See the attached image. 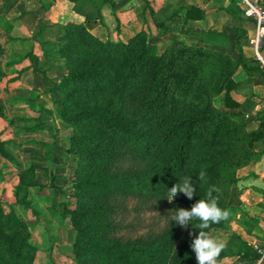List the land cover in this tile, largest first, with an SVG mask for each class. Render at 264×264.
<instances>
[{
	"label": "trees",
	"instance_id": "16d2710c",
	"mask_svg": "<svg viewBox=\"0 0 264 264\" xmlns=\"http://www.w3.org/2000/svg\"><path fill=\"white\" fill-rule=\"evenodd\" d=\"M71 1L72 9L86 21L95 18L84 10V0ZM192 12L200 17L194 6L188 7L186 17L191 18ZM55 35L66 40L61 47L69 65L64 81L74 84L59 109L74 127L66 152L78 160L75 205H64L75 231L71 260L197 264L189 233L199 234L195 228L200 221L193 219L185 228L171 217L178 208L190 210L205 199L210 188L218 189L213 197L222 210L239 207L236 172L255 158L254 148L264 143V116H246L249 102L239 103L230 96L235 85L232 74L241 57L232 59L213 48L175 42L158 54L145 31L126 41L104 42L83 24L67 23ZM213 90L223 91L221 109L212 104ZM0 150L7 156L2 143ZM225 169L232 176L230 189L223 186ZM201 172L203 181L198 179ZM185 177L192 178L194 196L178 193L169 203V189ZM130 201L134 210L148 204L146 209L159 211L156 224L134 233L125 220ZM4 204L0 201V264H30L34 247L22 237L25 223L13 209L5 211ZM213 227L223 226L210 224L204 231L210 235ZM222 243L219 259L240 255L244 240L231 233Z\"/></svg>",
	"mask_w": 264,
	"mask_h": 264
},
{
	"label": "crops",
	"instance_id": "0c3cea01",
	"mask_svg": "<svg viewBox=\"0 0 264 264\" xmlns=\"http://www.w3.org/2000/svg\"><path fill=\"white\" fill-rule=\"evenodd\" d=\"M84 1V10L95 16L92 20L86 21L83 15L76 13L71 0H0L3 72L9 62L8 68L16 76V82L25 87L20 81L37 70V66L30 67L28 52L34 47L32 63L38 65L44 60L46 50H53L52 46L57 44L54 33L67 23L83 24L95 36L112 40L124 41L145 31L153 44L202 45L228 54L232 59L241 57L232 74L235 85L230 96L239 103L249 102L246 116H264V75L256 69L248 45L253 23L240 14L241 11L239 13V8L231 0ZM190 6L199 8L200 17L197 12H192L191 18L186 17ZM262 52L264 54V47ZM40 53L43 56H39ZM254 151L255 158L239 170H247L239 175L237 182L241 204L234 207L237 211L229 222L230 231L244 240L242 251L240 255L223 256L219 264H254V244L264 233V143ZM256 202L262 206L256 209ZM240 209L254 217L252 225L240 218ZM62 236L59 234L60 241Z\"/></svg>",
	"mask_w": 264,
	"mask_h": 264
},
{
	"label": "rangeland",
	"instance_id": "374dc122",
	"mask_svg": "<svg viewBox=\"0 0 264 264\" xmlns=\"http://www.w3.org/2000/svg\"><path fill=\"white\" fill-rule=\"evenodd\" d=\"M235 1L232 0L234 4ZM95 37L104 42L112 40L105 36ZM146 39L156 47L158 54L168 48L169 44L151 43L148 35ZM55 40L57 44L52 46L53 50H46L44 56L38 54L44 58L38 65L32 63L34 47L28 52L30 67L37 66V70L20 81L26 88L16 82V76L8 68L10 63L3 72L1 65L4 64L0 61V143L7 153L6 156L0 150V201L5 203V211L13 209L25 223L22 237L34 247L33 252H29L30 264H74L70 255L75 231L70 216L64 212V205L68 204L69 208L75 205L78 160L77 155L66 152L74 127L59 114L62 100L74 84L64 81L69 65L61 47L66 40L56 37ZM211 93L213 106L221 109L223 91ZM255 126L251 125L249 130ZM239 170L236 172L238 179L247 172ZM231 177L228 169L222 172L226 189L231 188ZM128 204L131 210L125 220L133 225L134 233L156 224L159 211L146 209L148 204L137 211L133 209V201ZM254 205L256 209L262 206L260 202ZM226 210L229 217L220 221L223 227L210 230V236L220 242L230 235L229 222L237 211L233 206ZM239 212L240 218L252 225L254 217L245 210ZM59 234L63 235L61 241ZM216 264H219L218 257Z\"/></svg>",
	"mask_w": 264,
	"mask_h": 264
},
{
	"label": "clouds",
	"instance_id": "9594fccd",
	"mask_svg": "<svg viewBox=\"0 0 264 264\" xmlns=\"http://www.w3.org/2000/svg\"><path fill=\"white\" fill-rule=\"evenodd\" d=\"M205 173L201 172L198 176L203 181ZM213 191L218 189L210 188L207 192V199H200L190 210L178 208L175 215L171 217L178 225L187 227L189 222L197 219L200 223L195 229H199V234L190 232L189 235L194 237L191 242V250L195 253L197 264H216V259L224 248V244L212 238L204 229L210 227V224L219 223L221 220H227L229 212L218 207L217 198L213 197ZM196 192L192 183V178L185 177L182 182L175 184L169 189L167 200L171 203L178 193H184L191 199Z\"/></svg>",
	"mask_w": 264,
	"mask_h": 264
},
{
	"label": "built area",
	"instance_id": "2783aa9c",
	"mask_svg": "<svg viewBox=\"0 0 264 264\" xmlns=\"http://www.w3.org/2000/svg\"><path fill=\"white\" fill-rule=\"evenodd\" d=\"M232 1V0H231ZM235 5L242 15L253 23V31L248 36V45L258 66L264 72V0H236ZM254 264H264V233L257 243L254 244Z\"/></svg>",
	"mask_w": 264,
	"mask_h": 264
}]
</instances>
